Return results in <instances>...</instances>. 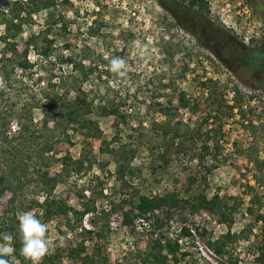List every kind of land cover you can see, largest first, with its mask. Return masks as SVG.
Listing matches in <instances>:
<instances>
[{
  "label": "rangeland",
  "instance_id": "374dc122",
  "mask_svg": "<svg viewBox=\"0 0 264 264\" xmlns=\"http://www.w3.org/2000/svg\"><path fill=\"white\" fill-rule=\"evenodd\" d=\"M13 1L0 0V8L8 9ZM56 1L64 31L53 34L54 57L58 59L62 55V60L67 57L78 70L73 74L71 64L44 61L30 52L32 67L26 72H16L11 78L10 95L21 93L22 98L30 97L32 104L39 107L34 110L38 122L44 113L40 108L41 97L52 90L59 91V87L51 89L49 84L54 81H63L71 97L79 89L90 99L105 96L129 113V126L103 116L97 100L89 118L106 141L116 139L112 147L120 143L134 149L136 173L132 182L140 194L150 197L177 193L181 199L198 195L211 199L217 195L228 209L236 207L231 223H221L216 215L204 210L192 214L187 209L172 216L156 231L138 222L124 226L121 214L116 213L110 218L111 230L104 242L107 264H144L140 255L156 237L181 239V248L188 256L180 264L257 263L255 255L264 247V163L258 166L255 163L264 160V0H204L207 19L222 33L224 46L218 49L222 61L210 49L200 47L181 28L185 21L180 16L173 19L156 0ZM44 17V13L36 16L35 26L24 31L17 41L19 49L25 47L29 35L40 29ZM113 57L125 59L126 77L109 70ZM245 57L249 58L247 63L243 62ZM84 73L86 78L82 77ZM235 89L240 93L239 110H217L216 103L221 100L226 106L232 105ZM178 91H184L195 101L198 110L195 114L179 110L175 121L204 130L195 148L187 146L178 155L170 152L171 161L165 165L154 161L151 155L161 144L154 123L163 119L157 112L158 105L168 99L175 101L174 93ZM218 124L223 126L217 138L220 151L211 150L201 161L200 147L207 127ZM70 140V144L62 140L55 144L58 157L68 153L78 159L83 143H87L97 163L92 167L85 163L79 172L72 167L68 173L61 171L60 163H52L50 175L60 176L53 194L55 200L78 210L93 195L99 198V209L106 207L115 193L121 197L118 190L113 194L114 163L110 156L99 152L100 141L84 139L81 131L70 136ZM214 155L216 160L212 158ZM31 187L26 189V196L18 198V218L31 212L47 224L49 249L79 241V231L74 233L68 228L77 225L73 219L70 218L69 224L61 216L46 220L41 210L28 209L29 199H43ZM100 189L105 196L99 197ZM8 199V194L1 198L0 213ZM254 199L256 202L252 203ZM124 211H129V207L125 206ZM92 219L96 226L100 225L99 216L94 215L83 218L82 227H90ZM180 227L188 229L191 236L181 238ZM226 235L235 238L229 241L224 238ZM216 241L223 248L222 256L214 253L212 243ZM87 247L91 248V244L87 243ZM164 264L172 263L167 260Z\"/></svg>",
  "mask_w": 264,
  "mask_h": 264
},
{
  "label": "trees",
  "instance_id": "16d2710c",
  "mask_svg": "<svg viewBox=\"0 0 264 264\" xmlns=\"http://www.w3.org/2000/svg\"><path fill=\"white\" fill-rule=\"evenodd\" d=\"M160 7L174 19L180 16L186 23L181 28L191 34V17L202 22L204 31L209 35L222 38V33L207 19V9L204 0H156ZM56 0H14L8 9L0 8V200L5 195L9 199L3 211L0 213V233H9L14 237L15 253L11 264H31L21 252L22 237L19 232L18 219V198L26 196L27 188H33L43 196L42 201L34 197L28 200V209L37 208L46 220L52 216H61L69 224L70 218L76 226H70L69 231L78 232L80 240L74 244H57L44 256L42 264H107L108 257L104 255L105 239L110 234V218L116 213L121 214L124 226H133L135 222L146 225L153 230H158L164 222L170 221L175 214L181 215L184 210L189 209L194 214L204 210L209 214L216 215L221 223H231V216L236 207L229 209L217 195L207 199L204 195L181 199L177 193L164 194L162 196H145L134 187L132 178L135 176L133 162L135 151L132 147L119 143L112 147L116 139L106 141L97 124L89 116L92 112L94 102L100 106L101 114L105 117H113L120 125L129 126V113L122 111L114 103L109 102L105 96L97 99H90L79 89L71 97L70 90L61 80L49 84L51 89L59 87V91L52 90L41 97L44 113L39 122L35 119L34 110L37 105L32 104L30 97L22 98V94L10 95L11 78L15 73L26 72L32 67L29 53L44 61H57L63 64L69 63L67 57L62 60V55L57 59L54 57L56 48L53 34L55 31H64L63 17L56 9ZM45 14L43 25L40 29L29 35L21 50L17 41L24 34L26 29L31 30L35 25L36 16ZM188 30V31H187ZM200 47L210 49L214 55L221 60V57L212 48L198 43ZM245 57L243 62H248ZM71 64L73 74L78 70L77 65ZM252 67V64H248ZM82 68V66H80ZM72 74V73H71ZM72 78L74 76L69 75ZM86 78L85 73L82 74ZM52 80L50 79V82ZM264 90V84H263ZM174 99H168L163 105H158V111L163 119L154 123L157 139L160 140L157 147L151 151L152 158L158 163H170V152L176 155L182 154L189 146L192 149L201 139L202 127L191 128L176 120L179 110H185L195 114L198 104L191 101V98L184 92L174 93ZM231 106H226L221 100L216 103L217 110H228L233 112L239 110V91L235 89ZM95 100V101H94ZM207 122V119H206ZM206 124V123H205ZM215 126V125H214ZM200 149L203 151L201 161L210 153L220 151V138L223 126L207 127ZM82 132L84 139H97L100 141L99 152L108 155L114 163V192L122 193L121 197L113 195L106 207L99 209L98 200L93 199L82 202L80 209L74 210L66 204L56 201L53 197L60 176H51L49 169L52 163H60L61 171L68 173L73 167L79 172L85 163L92 167L97 163L89 144L83 143L82 152L78 159H73L68 153L58 157L55 151L57 142L67 141L71 143L70 136ZM71 132V133H70ZM118 139V138H117ZM118 144V143H117ZM210 145L212 147H210ZM211 156V155H210ZM216 160V155L212 156ZM257 166L262 161H255ZM103 169H100L102 171ZM118 185V186H117ZM99 197L105 196L100 189ZM256 199L252 200L255 203ZM125 206L129 211H124ZM249 213L251 210L248 209ZM98 215L100 225L96 226L95 221H90V227H82L83 218ZM261 217L259 216L257 220ZM264 235V228H263ZM181 238L190 237V232L185 227H180ZM226 240L232 241L235 237L226 235ZM181 239L171 241L155 238L147 244V251L143 253L144 264H164L167 260L172 264H180L188 256L181 248ZM91 244V252L87 247ZM218 241L212 243L214 253L218 256L224 254L223 248L218 246ZM7 258V257H6ZM259 264H264V247L260 248L258 256Z\"/></svg>",
  "mask_w": 264,
  "mask_h": 264
},
{
  "label": "clouds",
  "instance_id": "9594fccd",
  "mask_svg": "<svg viewBox=\"0 0 264 264\" xmlns=\"http://www.w3.org/2000/svg\"><path fill=\"white\" fill-rule=\"evenodd\" d=\"M126 61L122 57H113L110 60L109 70L119 77H126ZM19 232L22 237V254L31 261V264H42L44 256L49 251L50 241L46 236L48 225L25 212L19 216ZM62 239V238H61ZM14 237L9 233H0V264H11L14 259ZM7 257V258H6Z\"/></svg>",
  "mask_w": 264,
  "mask_h": 264
},
{
  "label": "flooded vegetation",
  "instance_id": "af4514ba",
  "mask_svg": "<svg viewBox=\"0 0 264 264\" xmlns=\"http://www.w3.org/2000/svg\"><path fill=\"white\" fill-rule=\"evenodd\" d=\"M212 24V23H211ZM191 37L197 42H201L203 45L207 47H213L215 52L220 55L221 60L223 59V56L220 54L218 49H222L224 45H222L221 39L209 35L207 32L204 31L202 22L198 19H194L191 17Z\"/></svg>",
  "mask_w": 264,
  "mask_h": 264
},
{
  "label": "built area",
  "instance_id": "2783aa9c",
  "mask_svg": "<svg viewBox=\"0 0 264 264\" xmlns=\"http://www.w3.org/2000/svg\"><path fill=\"white\" fill-rule=\"evenodd\" d=\"M179 243H181L180 241H179ZM258 253L255 255V261L257 262V263H255V264H259V262H258Z\"/></svg>",
  "mask_w": 264,
  "mask_h": 264
}]
</instances>
